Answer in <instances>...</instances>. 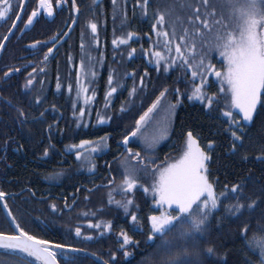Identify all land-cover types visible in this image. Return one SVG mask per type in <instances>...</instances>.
<instances>
[{"label":"trees","instance_id":"trees-1","mask_svg":"<svg viewBox=\"0 0 264 264\" xmlns=\"http://www.w3.org/2000/svg\"><path fill=\"white\" fill-rule=\"evenodd\" d=\"M120 2L127 17L124 20L125 26H123L126 33L129 31L136 32L139 38H134L129 41L128 45L121 46H114L112 44L113 38H106L99 46V50L106 51L111 56L115 52L120 55V73L123 87L127 83L125 89L121 90L117 99L108 109V112L113 114V119L109 123L111 128L117 126L118 130L121 131L118 140H122L124 135L135 128V121L151 106L161 91L167 89L166 96L170 97L173 104H176L177 99L180 100L173 111V125L169 138L151 150L149 155L145 152L141 153V158H144L145 162L148 163V170L140 171L143 174L139 178L138 186L133 194L128 197L134 200V206L130 208V212L137 214L138 223L133 224L130 215L115 203H108L109 192H111L114 200L125 198L119 190V185L124 179L125 166L122 170L117 168L113 170L110 167L107 169L100 168L98 164L102 160L93 153L90 154V161L95 164V169L92 171L88 169L89 173L87 174L89 176L86 183L88 188L80 189L81 187L74 184L64 186L43 184L34 178L35 172L33 170H5L0 167L2 169H0V189L9 194L6 198L7 204L16 218V223H19L22 228L39 239L49 240L53 244H71L77 248L86 249L104 261H109V264H115L110 259L113 252L116 253L119 264H160L161 255L156 247L159 241H147L150 230L148 217L161 212L160 207H153L154 198L145 192L142 186L149 178V176L147 177L148 172L165 164L167 159L177 156L183 147L187 133L191 131L202 145H206L209 141L214 142L213 149H208L210 160L207 162V174L210 182L216 187L217 193L223 191L225 185L230 189L232 184L239 181L245 184L244 194L248 198L243 202L249 203L264 188V162L257 159L264 149V107L261 106L264 104V97H262L261 104L257 106V113L254 115L253 122L243 125L246 133L244 148L238 153H232L230 151L232 137L229 131L231 121L224 115L227 98L222 96L219 91V83L214 73H205L202 82L200 76L193 78L190 71L186 74L185 69L178 66L179 61L167 72L163 70L164 61H161V69L157 71L155 58L151 55L154 51L163 53L165 43L164 37L158 38L151 28L152 23H155L154 15L161 13L165 15L169 24L165 30L170 32L168 39L173 41V49L174 44L179 42L178 37L184 35V29L187 28L191 34L189 42L194 39L199 51L202 39L211 41L218 32L224 30L222 24L234 22L229 20L230 13L229 9L224 6L225 0H209L210 7L207 9H205L202 0H150L148 15L142 14L139 6L135 4V0H120ZM189 4L192 7H188ZM134 7L135 13L133 12ZM197 9L201 13L200 21H196L193 16V12ZM208 12H214L215 15L209 17ZM190 18L195 21L196 26H200L201 21L205 19L209 21L210 30L202 29L204 31L203 38L195 34ZM221 19L222 24L215 23L216 20ZM172 26L175 28V38L171 36ZM122 34H124L123 30ZM132 48L137 51L133 57L129 58L128 53ZM76 49L81 50L79 46ZM146 52L148 54H145ZM169 55L174 56V50ZM112 61L108 63V66L112 64ZM211 63L218 70L223 67L222 58L216 52L211 54ZM127 70L136 73L135 79L132 77L126 79ZM141 77H143V86H141ZM133 85L136 86L137 92L130 96L129 92ZM197 85H202V90L207 96L214 97L210 107L207 100L188 99ZM177 89H179V95L176 92ZM96 93L99 95H95L93 98V101L97 102L93 105L94 114L99 113L102 99L101 91L97 90ZM232 112L234 115L237 114L236 111ZM14 114L12 113V115ZM237 119H239L238 115ZM18 125V120L5 114L0 121V133L19 131ZM102 125L104 124L99 123L97 118L90 121L92 131H99L98 129L104 128ZM3 137L6 138L7 136ZM14 141L16 142L12 146L17 147L19 145L26 146L31 142L26 141V138L23 139V137H15ZM3 145L0 143V150ZM132 146L137 150L140 149L137 144H132ZM120 148L124 154L125 147L120 146ZM0 155H2L1 152ZM17 156L13 154L12 160L17 161ZM242 156H247L248 159H242ZM116 159L117 157L114 160ZM151 161H155V163L153 164ZM79 171L85 172L84 170H71L73 178L78 177L77 172ZM110 182L111 186H109ZM103 183L104 185H101ZM29 189L35 192V196L31 194ZM75 191L79 192V196L76 198L72 197V193ZM54 202L57 203L61 214L53 213L50 210V205ZM66 202L70 209L65 208ZM235 202H237L235 197L231 200H222L221 207L214 213V218L211 221L214 229L212 237L213 239L219 238L216 239V242L223 245L221 252L225 249L231 250L227 257L229 264L231 262L248 264L249 257L258 258L259 246L264 244V203L252 210H246L240 219H236L227 216L224 212V207L227 204ZM85 212L89 213L88 220L82 215ZM91 213H96V215L92 216ZM221 215H225L227 218L223 226L217 231L215 230L217 224L215 217ZM89 220L92 223L111 222L112 229L110 231L88 229L85 235L83 234V236L78 237L79 240H75V227L80 226V223H87ZM121 230L126 231L135 241L139 242L138 246L130 245L127 247L126 250L132 253L127 258L123 256V250L119 248L122 241L119 240L118 232ZM0 232L14 233L1 205ZM85 236H92L93 240H84ZM189 247H193V245L190 243ZM30 262L31 264H38L26 254L0 250V264H30ZM61 264H63L62 260ZM79 264L101 263L86 254H81Z\"/></svg>","mask_w":264,"mask_h":264},{"label":"snow or ice","instance_id":"snow-or-ice-1","mask_svg":"<svg viewBox=\"0 0 264 264\" xmlns=\"http://www.w3.org/2000/svg\"><path fill=\"white\" fill-rule=\"evenodd\" d=\"M67 0H38V8L33 10L24 22V28L27 29L34 23L35 18L39 14V10L42 9L47 16L54 15L55 7L62 6ZM96 0H93L95 3ZM113 6H116L117 0H112ZM150 0H135V4L139 6L142 14L148 15ZM202 3L207 9L210 7L209 0H202ZM21 5L13 4L12 0H0V20H11L15 15L16 19L12 20V25L8 29V34L4 35L0 39V51L6 49L5 41H8L13 30L17 28V22L22 19L19 14L15 13V8ZM192 7V5H187ZM224 6L230 10L229 20H233L235 23L222 24L221 20H216V24H222L223 31L218 32L211 41L203 40L201 42V48L197 50V44L194 39L189 42L190 33L186 28L184 29V35L178 37L179 42L174 44L173 41L168 39L170 32L165 30L169 27L168 21L163 13L154 15L155 23H152L151 28L155 31L156 36L164 37V47L172 53L174 50L175 55L165 56L160 51H154L151 53L155 58L156 70L161 69V61H164L163 70L167 72L173 65H179L185 69V72L190 71L191 76L196 78L201 77L203 82L204 74L209 73L221 79L222 83H226L227 89L230 90L231 107L238 110V113L234 115L232 111L224 113L226 117L231 121L230 135L232 142L230 145V151L232 153H238L244 148L245 131L244 124H250L254 120V115L257 113V105L261 104L262 97H264V0H225ZM71 8L73 11L79 13L80 9L76 0H71ZM135 13V7L133 8ZM207 15L212 17L214 12H208ZM193 16L196 21H200L201 13L199 9L193 12ZM125 18L126 13H125ZM190 22L193 24V28L196 35L204 37V31L202 29L210 30V24L207 19L201 21L200 26L195 25V21ZM77 23V18L72 17V24ZM159 26V27H158ZM87 28L95 39L98 34V24L94 20L87 22ZM23 31V29H21ZM69 32L63 33V36L57 34L51 40L52 47L47 48V52L43 56V60L46 62L49 56L52 55L53 49L56 48L57 43L65 36H68ZM171 36L176 37L174 26H172ZM134 38H139L136 32L129 31L126 36H120L113 39L112 44L114 46L128 45L129 41ZM45 45L48 41L43 42ZM41 45V41H34L28 47L36 49ZM81 48H84L83 33L81 40ZM136 49L132 48L128 53L129 58L133 57L136 53ZM213 52L218 55L224 61V69L218 70L214 64L211 63V54ZM145 54H148L147 52ZM91 61V57H88ZM207 61V62H206ZM81 72L77 73V87H76V100L79 101L83 98L85 104H88L94 97L89 96L90 83L94 81L96 72L94 70H87L84 61H81ZM20 67H9L7 71L3 73L5 79H9L15 73L21 72ZM37 69L33 67L32 72L28 73V78L24 84V88L28 89L33 85L34 74ZM43 71V70H41ZM83 75V80H81ZM135 79L136 73L126 74ZM147 75V73H145ZM91 78V79H90ZM117 83L116 87L112 85ZM109 90L106 93V101L117 93L118 87H122L118 82L114 81V71L108 76ZM141 86H143V77H141ZM57 89L61 88L59 82L56 85ZM69 92L72 91V85L68 86ZM137 88L135 85L130 89V96L135 95ZM167 89L160 92V95L155 101L139 116V119L135 121V128L123 137V146L126 151L134 158H138V163L142 165L143 170H148V163L144 158H141L140 152H133L127 145L130 143V137L138 138L145 151L153 150L156 145L167 136V124L165 123L161 132L155 136H147L141 131V129L148 124L154 111L157 110L161 99L165 97ZM179 95V89L176 90ZM211 96H207L202 90V85H197L193 90L189 100H207L210 107L213 102ZM10 106L11 102H8ZM36 104L42 103L41 98L37 97ZM180 100L177 99L176 104H169V113L173 112ZM264 107V104H261ZM74 109L76 104H73ZM107 107V103L105 105ZM123 110V109H122ZM17 117L21 127L28 122V117L21 107H16ZM75 114V113H74ZM85 114L84 108L79 109L80 117ZM237 115L239 119H237ZM44 112L40 113V117L36 119H42ZM104 116L99 117V123L106 122ZM234 126V127H233ZM49 125V130L51 129ZM11 139V138H10ZM89 141H81V147L85 144H90ZM76 147V146H73ZM107 147L106 137H101L96 147L92 148L93 152L101 151ZM214 142L209 141L208 149L212 150ZM23 148V145H19L15 151L19 152ZM4 154L0 155V161L6 164L8 159V142L5 141L3 145ZM44 155H48V150H44ZM77 159L87 163L89 171L95 169V164L92 161H84L83 157L77 152ZM242 159H248L247 156H242ZM258 160L264 162V149L262 153L257 157ZM210 160L208 152L199 146V142L194 137L193 133L189 131L187 133L186 150L179 160L173 163H167L166 166L161 165L153 170L154 183L151 186V190L158 199L156 203L158 205L166 206L168 211L160 214H152L148 217L150 222V230L147 235L148 242L159 241L156 245L158 252L161 255L160 264H229L227 257L230 253V249H225L221 252L222 244H217L216 239H213L212 232L213 226L211 224L214 218V213L221 207L222 200H231L235 197V203H229L224 207V212L227 216L240 219L244 215L246 210H252L254 207L261 203H264V188L261 189L259 195L255 199H251L249 203H244L245 197L244 188L245 184L237 182L231 185V188L227 185L224 186V190L217 193L216 187L210 182L208 177L207 162ZM155 163V161H151ZM140 169L130 168L125 165L123 173L124 179L119 185V190L125 196L122 200H114L111 192H109L108 203L117 205L122 208L125 213L130 215V219L133 224L138 223V217L135 212H130V208L134 206V200L128 198L133 194L139 183L138 172ZM62 173H57L59 176ZM111 186V182L110 185ZM29 191H31L29 189ZM144 191H149V188H144ZM31 194L35 196V192L31 191ZM8 193L0 189V201L4 202L3 207L7 210L8 216L11 217L12 222L15 224L16 231L12 234L0 232V249L11 250L13 253L26 254L27 257L35 258L38 264H79V257L81 254H86V249L77 248L71 244L57 243L53 244L49 240L39 239L35 235L30 234L19 223H16V218L12 214L11 209L7 204ZM65 208L70 206L65 203ZM50 209L53 213L57 212V205H50ZM83 216L88 217L89 213H82ZM95 216L96 213H91ZM225 215L215 217L217 220L215 230H219L223 226ZM87 227L89 229H104L110 231L112 229L111 222L99 221L92 223L88 221ZM75 236L81 237L82 230L80 226H76L74 229ZM122 238V243L119 245L120 250H123V256L125 258L132 255L127 249L130 245L139 244L130 236L126 231L121 230L119 233ZM234 235V234H233ZM84 240H93L92 236H85ZM193 247H189V244ZM195 249V250H193ZM58 250V251H57ZM92 255H95L93 253ZM110 259L119 264L117 261L116 253H111ZM31 264V262H30ZM101 264H109V261H102ZM235 264V262H231ZM248 264H264V244L259 246L258 258L252 259L249 257Z\"/></svg>","mask_w":264,"mask_h":264},{"label":"flooded vegetation","instance_id":"flooded-vegetation-1","mask_svg":"<svg viewBox=\"0 0 264 264\" xmlns=\"http://www.w3.org/2000/svg\"><path fill=\"white\" fill-rule=\"evenodd\" d=\"M12 2L14 6L21 5L15 8L16 14H20L21 9L23 11L20 15L22 19L18 21L17 28L13 31L14 34L11 35L6 44V49L0 53V121L5 114L16 119L18 115L16 107H21L28 117V122L23 127L18 122L19 131L0 133V143L8 142V159L6 164L0 161V167L5 170L30 169L35 172L34 178L43 184L58 186L74 184L81 187L80 189L88 188L86 183L89 176L87 174L89 173V166L82 160L77 159V152L80 153L84 161L90 160L91 153L95 154L97 158L102 160L98 166L103 169L110 167L113 170L116 168L122 170L125 165L130 168H137V158H129L126 151L122 154L120 148L122 140H118L121 135L120 129L118 130L117 126L112 129L111 124H109L113 119V114L109 113L108 109L127 85L125 83L123 87L122 84L120 55L115 52L111 56L106 51L99 50L100 44L106 38L115 39L123 36L121 34L120 36L111 34V22L106 11L113 7L112 0H96L95 3H93V0H76L80 9L79 13L72 10L71 0H67L62 6L55 7L54 15L51 17L40 9L34 23L27 29L24 28V22H26L31 12L38 8V0H12ZM53 4L55 5V0H53ZM72 17L77 18L75 25L72 24ZM15 19L16 16L13 15L11 20H0V39L8 34L12 20ZM89 20H94L98 24L96 38H99L98 51L94 52L96 56L92 55L91 61L88 59L90 67L86 65L89 53H85L81 48L82 33L83 44L84 41L93 38L90 29L87 28ZM65 32H69V35L63 37L57 43L52 55L45 62L43 56L47 52V48L52 47L51 40L57 34L63 36ZM34 41H41V45L36 49L29 48L28 46ZM45 41L49 43L45 45L43 43ZM78 46L81 50L76 49ZM82 60L87 70L96 72L94 81L90 83L92 87L89 86L88 95L94 97L99 95V93H96L97 90L101 91L102 99L98 114H94L93 105L97 102L93 99L88 104L84 103L83 98L79 101L76 100L77 73L81 72ZM111 60H113L112 64L108 66ZM73 65L76 67L75 71H73ZM9 67H20L22 70L9 79H5L3 73ZM33 67L37 69L34 74L33 85L25 89L24 84L28 78V73L32 72ZM113 71L114 81L122 87H118L117 93H114L106 101V93L109 90L108 76ZM130 73L127 70L126 74ZM125 76L126 79L131 78L130 75ZM81 80H83V75H81ZM57 82L61 85L59 90L56 87ZM69 85H72L71 92L68 90ZM112 86L116 87L117 83ZM37 97L41 98L42 103H35ZM9 101L12 106L9 105ZM74 103L76 104L75 109L73 107ZM106 103L107 107H105ZM80 108L85 110L83 117L79 115ZM41 112H44V117L36 119L40 117ZM12 113L15 114L12 115ZM100 116L109 119H106V122L103 123L104 128L98 129L99 131H92L90 121L93 118H97L99 121ZM49 125L52 126L50 130ZM3 136L7 137L4 138ZM15 137H23V139L26 138V141L31 142L17 152L15 151L17 146H12L16 142L14 141ZM101 137H106L107 147L101 151L93 152L92 148L96 147ZM81 141L91 143L81 147ZM45 149L48 150L47 156L44 155ZM0 152L2 155L4 154L3 147ZM13 154L18 155L17 161L12 160ZM116 157L117 159L114 160ZM110 161L112 162L110 163ZM112 169L110 170L112 171ZM71 170H84L85 172L79 171L77 172L78 177L73 178ZM57 173H62L58 176L59 178H56ZM101 185H104V183ZM78 196L79 192L72 193V197L76 198ZM52 204L57 205L55 202ZM58 209L57 207L56 213L61 214ZM87 224L88 222L79 224L82 236L88 232ZM118 236L119 240L122 241L120 235ZM79 239L75 237V240Z\"/></svg>","mask_w":264,"mask_h":264},{"label":"rangeland","instance_id":"rangeland-1","mask_svg":"<svg viewBox=\"0 0 264 264\" xmlns=\"http://www.w3.org/2000/svg\"><path fill=\"white\" fill-rule=\"evenodd\" d=\"M113 5V3H112ZM125 7V6H124ZM229 13H230V10H228ZM108 12L107 13V17L109 16V20H110V24H111V27H112V32L111 34L114 36H120L123 35V36H126V30L124 29L123 26H125V11H124V8L122 6V3L120 2V0H117V3H116V6L110 8L109 11H106ZM235 22H233L232 24L234 25ZM231 24V23H230ZM109 25V23H108ZM122 30L124 31V34H122ZM98 40L99 38H89L88 41H84V52L85 53H89L88 54V57L94 55L96 56V54L94 52L98 51ZM165 40V38H164ZM163 54L167 57L169 55V52L166 50V48L164 47V51H163ZM223 61V59H222ZM86 65L90 67V62L88 61V58H87V62H86ZM225 67L224 65V61H223V67L221 70H223ZM76 67L75 65H73V71H75ZM215 78L217 79L218 83H219V91L221 92L222 96L226 97L227 98V105H226V109H225V112L227 111H236L238 113V110L237 109H234L231 107V96H230V90L227 89V85L226 83H222L221 79L217 78L215 76ZM91 86V84L89 85ZM92 87V86H91ZM93 89H95L93 87ZM91 92H93V90H91ZM173 101L170 99V97L167 95H165V97H163L161 99V102L160 104L158 105V108L156 111H154L152 115V119L151 121L146 124L142 129L141 131L144 133V135H147V136H155V135H158L164 124L166 123L167 124V136L165 139L163 140H160V142L156 145V147L160 146L162 143H164L168 138H169V135H170V132H171V129H172V125H173V115H174V112H171L169 113V104H173L172 103ZM258 106V105H257ZM195 137V136H194ZM196 138V137H195ZM197 139V138H196ZM198 141V139H197ZM199 142V141H198ZM137 144L140 146V149L137 150L136 148H134L132 146V144ZM131 143H129L127 145L128 148H131L133 150V152H140V153H143L145 152V154L149 155V151H145L144 150V146L142 144V142L138 139V138H133L131 140ZM186 143H187V136L185 138V141H184V144H183V147L180 151V153L173 157V158H169L167 159V161L165 162V164H163L164 166H166L167 163H173L177 160L180 159V157L183 155L184 151L186 150ZM199 146L204 149L206 152H208V143L206 145H202L200 142H199ZM155 147V148H156ZM126 149V148H125ZM126 151V150H125ZM126 154L129 156V158H132V159H136L134 157H132L127 151H126ZM137 168L141 170H143V168H139V167H142L141 164L138 163V160H137ZM135 165V166H136ZM138 172V176L139 178L142 176V172ZM149 176V178L147 179V181L145 182V184H143V188H149V191L148 194L154 198V203H153V207H160L161 208V212L159 213H156V214H160L162 212H166L168 211L167 207L166 206H162V205H158L156 203V199H158V197L155 196V194L153 193V191L151 190V186L153 185L154 183V172L153 171H149L148 172V175L147 177Z\"/></svg>","mask_w":264,"mask_h":264},{"label":"water","instance_id":"water-1","mask_svg":"<svg viewBox=\"0 0 264 264\" xmlns=\"http://www.w3.org/2000/svg\"><path fill=\"white\" fill-rule=\"evenodd\" d=\"M22 8H23V6H22ZM22 9H21V12H20V14L19 15H21L22 14ZM17 23H18V21H16ZM14 31V30H13ZM9 41V40H8ZM8 41H5V44H7V42ZM2 51H0V53H1ZM132 137H130V139H131ZM122 145H123V142H122ZM0 203H1V207H2V210H3V212H4V214H5V216H6V218L8 219V221L10 222V224L15 228V224L12 222V219H11V217L10 216H8V214H7V210L3 207V202L2 201H0ZM15 230H16V228H15ZM0 250H2V249H0ZM4 250V249H3ZM9 251H11V250H9ZM86 255H88V256H90L91 258H93V259H95V260H97L99 263H101L103 260L102 259H100L99 257H97V256H95V255H92V253H90V252H87L86 251ZM31 258H33V257H31ZM34 260H35V258H33Z\"/></svg>","mask_w":264,"mask_h":264}]
</instances>
